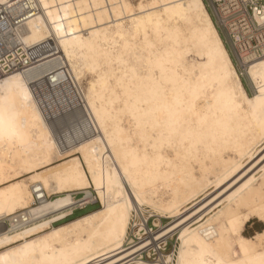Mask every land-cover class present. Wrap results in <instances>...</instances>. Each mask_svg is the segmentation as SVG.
I'll return each mask as SVG.
<instances>
[{
  "label": "snow or ice",
  "instance_id": "1",
  "mask_svg": "<svg viewBox=\"0 0 264 264\" xmlns=\"http://www.w3.org/2000/svg\"><path fill=\"white\" fill-rule=\"evenodd\" d=\"M54 6L0 0V216H19L32 188L79 196L57 205L64 212L102 211L81 219L88 233L9 230L0 264H112L102 249L124 244L119 264H264V0H220L214 22L203 4L126 0L121 13L138 21L127 33L122 17L65 27ZM169 9L175 25L163 21ZM217 159L229 167L192 207L150 198Z\"/></svg>",
  "mask_w": 264,
  "mask_h": 264
},
{
  "label": "bare ground",
  "instance_id": "2",
  "mask_svg": "<svg viewBox=\"0 0 264 264\" xmlns=\"http://www.w3.org/2000/svg\"><path fill=\"white\" fill-rule=\"evenodd\" d=\"M49 3L54 4L55 6L52 8V12L54 15H58L60 17H67L68 19L62 20L61 22L64 23L65 27L71 23L73 29H84L85 22H87L88 26H91L93 23L96 25H100V21H108L111 19L112 23L115 24L117 22V17H122L121 24L123 26V33H127L129 31L135 32L137 28L138 21H135L129 17V13L131 9H128L121 13V9L119 5L126 3V0H49ZM145 4H181L184 6V11H187V6L189 4L196 5V4H203L204 9L211 20L214 22L212 15L210 14L204 0H144ZM105 5L107 4V8H97L91 7V5ZM73 5H82V7H72ZM113 5H117V7H113ZM151 11L152 16V23L148 25L151 32L155 31L157 25V18L160 16V12L158 11ZM163 11V9H160ZM172 9H169L168 14L163 18L165 24H172L175 25L177 20L175 18L169 19L173 15ZM75 12V15L73 13ZM112 13L111 17L109 13ZM148 12L144 14V20L146 21L148 18ZM192 15L196 14V9L193 7L191 11ZM127 20L126 24L124 20ZM79 20V23H78ZM144 29L145 25L140 24L139 31L141 33L140 39L143 40L144 38ZM101 40L104 39L103 33H101L100 37ZM149 41L154 39L153 35H149ZM229 167V161L226 159H217L209 166V170L205 171L201 176L197 179L189 175H185L183 177L177 175L173 178L172 181H162L158 186L154 187V190L150 192V198L157 201L160 205L161 210L166 209L170 203H183L185 201H190L186 205V207H192L196 200L192 199V193L200 188H206L209 192L213 191L210 187L212 183L216 180V173L223 172ZM241 176L238 179H242ZM36 184V187H41L40 183L33 182ZM35 188L29 190L28 194V207L24 209H18L17 211L20 213L19 216L16 214H11V219H8L7 216L9 214H4L0 216V226H5V229L0 232V241L3 240L4 235L9 234V230L11 231L12 236H17L18 234H22L25 238L31 239L26 232L24 225H28L30 228H36L37 223L43 225L45 229H51L53 231L64 229L66 227H72L80 232L88 233L91 224L88 225H81L80 221L82 218L87 217H94L96 213L102 211L101 208H97L93 211H90L84 215L79 217L73 218L71 220H65L75 208H83L85 204H81L78 207H69L67 212L61 211L57 205L63 204L67 206L68 201H75L78 200L74 198V195L71 194V191L68 189L62 190V192H50L48 189L44 188L41 192H38L40 202L36 203V195H32L34 193ZM54 196V198H52ZM93 204V203H88ZM136 207H140L136 205ZM25 213L29 217V219L25 220L24 216ZM55 213V214H54ZM139 215L143 216V211L139 213ZM190 215H194V213H190ZM137 213L133 212V224L138 223L139 221L136 219ZM151 218V216H150ZM170 217L160 216L159 219L154 221V223H159L161 219H168ZM148 217L144 218V223H147ZM198 219V217H197ZM62 221V222H60ZM60 222V223H59ZM181 222L177 221L179 225ZM9 224V225H8ZM111 227V221H108L104 224L102 230H107ZM141 227H143L141 225ZM191 227H196V222L194 221ZM183 230V229H182ZM87 234L84 235V239L87 240ZM15 243V241H14ZM4 245L0 243V247ZM113 250L108 252L107 249H102L105 252V255L111 259L112 264H119L120 259H128V256L125 254L124 249L128 248L127 244L122 245L120 248H116L112 246Z\"/></svg>",
  "mask_w": 264,
  "mask_h": 264
},
{
  "label": "built area",
  "instance_id": "3",
  "mask_svg": "<svg viewBox=\"0 0 264 264\" xmlns=\"http://www.w3.org/2000/svg\"><path fill=\"white\" fill-rule=\"evenodd\" d=\"M206 3H207V6L209 7V9H210V11H211V14H212V17H213V20L215 21L216 20V13H217V10H218V5H219V3H220V0H204ZM2 14H4L3 12H0V15H2ZM34 193H35V190H34ZM38 193H35V195H36V203H39L40 202V199L41 198H39V195H37ZM78 196L77 195H74V198H77ZM52 198H54V196L52 197ZM93 205H95L94 203L93 204H85L84 206H83V208H75V209H73V211H72V213L66 218V219H68V218H70V217H72V216H74L77 212H80V211H84V210H86L88 207H91V206H93ZM66 219H64V220H62V221H65ZM62 221H60V222H62ZM59 222V223H60ZM149 221H147V223H148ZM9 225V224H8ZM7 225H5V226H0V232L1 231H3L4 229H5V227H6ZM149 231H151V227L149 228Z\"/></svg>",
  "mask_w": 264,
  "mask_h": 264
},
{
  "label": "rangeland",
  "instance_id": "4",
  "mask_svg": "<svg viewBox=\"0 0 264 264\" xmlns=\"http://www.w3.org/2000/svg\"><path fill=\"white\" fill-rule=\"evenodd\" d=\"M205 2V1H204ZM205 4H206V6H207V3L205 2ZM207 8H208V10H209V12H210V14H211V11H210V9H209V7L207 6ZM212 15V14H211ZM78 199H79V196H78ZM98 208V206L95 204V205H93V206H91V207H88L86 210H84V211H80V212H77L74 216H72V217H70V218H68V219H66V220H71V219H73V218H76V217H79V216H81V215H84V214H86V213H88V212H90V211H93V210H95V209H97ZM149 219H148V221L151 219L150 217H148ZM157 220V219H156ZM156 220H153L152 222L154 223V221H156Z\"/></svg>",
  "mask_w": 264,
  "mask_h": 264
}]
</instances>
